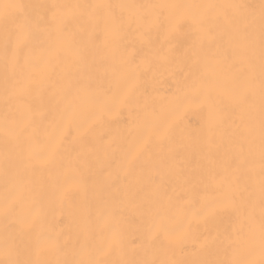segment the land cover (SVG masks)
Returning a JSON list of instances; mask_svg holds the SVG:
<instances>
[{
	"label": "bare ground",
	"instance_id": "6f19581e",
	"mask_svg": "<svg viewBox=\"0 0 264 264\" xmlns=\"http://www.w3.org/2000/svg\"><path fill=\"white\" fill-rule=\"evenodd\" d=\"M260 3L0 0V262L259 261L261 162L258 148L251 157L240 149L238 97L252 56L242 39L222 37L212 23L177 29L162 18L138 26L136 9L124 10L119 27L117 9V26L111 18L99 25L73 19L71 36L41 23L13 64L4 36L22 16L2 6L23 4L35 22L51 20L54 4H235L247 6L232 10L239 15L258 16ZM256 37L258 86V24ZM15 80L27 88L22 98L12 95ZM255 115L258 144V100ZM250 224L252 250L228 247ZM161 225L166 232L148 247L146 237ZM113 230L121 248L109 250Z\"/></svg>",
	"mask_w": 264,
	"mask_h": 264
},
{
	"label": "snow or ice",
	"instance_id": "6c2138e0",
	"mask_svg": "<svg viewBox=\"0 0 264 264\" xmlns=\"http://www.w3.org/2000/svg\"><path fill=\"white\" fill-rule=\"evenodd\" d=\"M3 9L5 13L9 9L16 10L21 16V23L18 25L15 32H5L4 36V54L5 58L9 56L13 64L19 62L20 55L25 49L29 48L31 38L33 36L34 29H38L41 23L51 24L55 23L57 31L61 34L71 36L72 32L70 25L73 19L81 21L83 24H95L99 25L104 22L107 23L111 18L113 26H117L116 10H120V24L123 26V15L125 9H136L137 14L135 16V22L138 26L144 24L160 23L162 18L170 25H174L177 29L187 24L192 28H199L204 30L210 23L215 24L220 30V34L229 35L230 37L236 36L244 41L245 48L252 54L249 57V71L243 78L240 84V94L238 97V104L242 107L241 124L244 125V132L242 133V139L240 141V149L243 152L247 149L248 156L251 157L255 154L257 148L259 151V158L261 162L259 172V192L261 197V203L264 205V0H261L259 6V14L253 10L247 15H239L236 11L243 5H216V4H190V5H177V4H152V5H124V4H84V5H51L52 10L51 20L44 19L33 21L30 16L25 12V5L23 4H4ZM72 8L76 11L71 15H59L56 9ZM147 9L148 11H143ZM174 9H189L192 10L189 13H182L179 16H173L172 10ZM204 10V11H200ZM130 17V21H131ZM259 26V79L257 86V73L256 65L254 63L255 48L257 45L256 27ZM25 62H28L26 57ZM7 84V81H6ZM27 93V88L20 80H15L12 84V95L18 98H22ZM257 100L259 103V143L257 144L256 128H255V110L257 106ZM8 114L5 115L6 122L8 121ZM21 131H23L21 129ZM163 162V161H161ZM248 163L249 160L243 161ZM249 171L253 169L249 166ZM14 201L5 205V215H9L14 208ZM215 208H210L209 212H214ZM252 230L253 226L250 224L247 233H245L242 227L240 232L237 233L235 240L229 239L228 247L238 249L241 244H246L249 251L252 250ZM260 231V259L259 261H221L220 264H264V212L261 215V221L259 225ZM166 232V229L161 225L155 234L151 231L146 237V243L148 247H154L156 242L160 239L161 233ZM50 249L55 248L53 241L46 242ZM121 239L118 231L113 230L111 240L109 242V250L120 249ZM7 253L11 256L13 250L11 248L6 249ZM37 255L40 254L41 248L38 245L36 249ZM3 264V262H0ZM8 264H41L37 261H21L19 259H9ZM47 264H53V262H47ZM54 264H203L199 261H169V260H129L122 259L119 261H68L57 260Z\"/></svg>",
	"mask_w": 264,
	"mask_h": 264
}]
</instances>
